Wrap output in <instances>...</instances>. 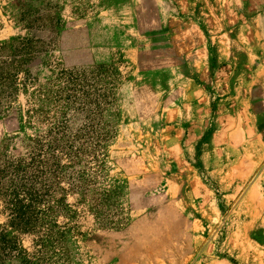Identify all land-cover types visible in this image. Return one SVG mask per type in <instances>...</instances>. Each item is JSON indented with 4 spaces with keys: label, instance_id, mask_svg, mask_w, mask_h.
<instances>
[{
    "label": "rangeland",
    "instance_id": "obj_1",
    "mask_svg": "<svg viewBox=\"0 0 264 264\" xmlns=\"http://www.w3.org/2000/svg\"><path fill=\"white\" fill-rule=\"evenodd\" d=\"M0 264H264V0H0Z\"/></svg>",
    "mask_w": 264,
    "mask_h": 264
}]
</instances>
